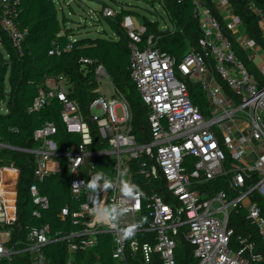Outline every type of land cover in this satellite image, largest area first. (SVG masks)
Listing matches in <instances>:
<instances>
[{
	"label": "built area",
	"instance_id": "2783aa9c",
	"mask_svg": "<svg viewBox=\"0 0 264 264\" xmlns=\"http://www.w3.org/2000/svg\"><path fill=\"white\" fill-rule=\"evenodd\" d=\"M191 1L201 30L200 50H190L180 60L160 52L150 36L140 48L144 26L135 25L129 16L121 22L129 38V76L149 110L147 142L136 141L128 101L101 64L93 68L96 96L87 106V115L68 97L63 76L54 78L47 90H39L32 108L41 109L56 99L67 131L81 137L76 149L59 151L49 138L55 128L46 123L33 133L38 147L29 150L34 156L33 176L39 181L60 171L59 159L65 160L69 202L55 213L58 222L53 230L44 223L21 233L16 207L20 170L12 164L0 165V264L24 262V258L25 264H53L45 252L52 243L63 244L62 264H176L179 239L191 246L197 264H264V64L259 68L260 84L236 58L217 16L242 50L255 52L259 45L245 34L227 0H208L213 8L205 0ZM18 2L0 0V26L21 55L24 33L12 18ZM248 7L264 21L252 3ZM102 14L114 15L109 7ZM103 81L111 85L110 97L101 89ZM188 83L203 91L204 112L190 100ZM93 109L100 110L101 116ZM93 140L104 147L88 149ZM95 156L113 161L112 187L99 191L98 200L106 207L123 201L121 225L138 224L130 240L96 224L90 213L94 203H89L86 189L72 187L94 174ZM135 173L145 185L150 180L157 183L158 190L151 188L145 195L136 190ZM217 179L226 190H216ZM125 186L135 189H130L129 198H124ZM28 190L36 205L32 215L39 218L40 211L48 209V198L35 183ZM240 211L244 219L241 232L236 233L230 216ZM99 236L107 237L100 245V251L107 253L104 263Z\"/></svg>",
	"mask_w": 264,
	"mask_h": 264
},
{
	"label": "trees",
	"instance_id": "16d2710c",
	"mask_svg": "<svg viewBox=\"0 0 264 264\" xmlns=\"http://www.w3.org/2000/svg\"><path fill=\"white\" fill-rule=\"evenodd\" d=\"M205 1L207 6L213 8L208 0ZM227 1L233 13L242 21L245 34L264 49V38L258 23L259 16L248 7L252 3L260 12V17L264 18V0ZM158 2L166 20L163 17L159 20L140 17V24L145 28L141 34L140 48L150 36L154 46L160 52L174 56L177 60H180L190 50L199 51L198 39L201 37V30L192 15V1L158 0ZM101 4L97 22L106 21L111 34L102 29V34L99 36L88 37L80 34L82 29L85 30V26L75 28V31L66 25L68 18L64 13L58 15L54 0H19L12 18L15 27L24 33L21 55L15 50L7 33L0 26V102L4 105L3 111H0V145H2L0 165L12 164L20 170L16 207L21 233L27 228L44 223H49L53 230L55 223L58 222L55 213L69 202L70 176L63 158L59 159L60 171L41 181L33 176L34 156L29 150L39 145L38 141L33 139L34 131L46 123L52 124L55 132L49 138L56 143L59 151L74 150L81 143L79 134L67 131L60 117L61 103L56 99L50 100L41 109L32 108L39 90H47V79L63 76L68 86V97L77 103L84 115H87V106L96 96L93 93L95 88L93 68L101 64L111 77L113 84L128 101L132 114V133L136 141L144 143L149 140L147 122L149 110L142 102L129 76V38L126 29L121 25L125 17H139V14L132 8V5L120 4L115 9L116 14L106 16L102 12L108 4L105 2ZM213 11L217 15V12ZM217 17L231 41L236 58L249 74H252L255 80L262 84V77L254 61L249 59L246 52L238 46L234 35L225 29V22L219 16ZM82 58L90 62L84 64L80 61ZM188 94L192 103L204 112L206 103L201 88L197 84L188 83ZM90 127L94 135V126L90 124ZM103 147L104 144L96 140L87 146L90 150H100ZM92 163L93 173L103 172L108 180H111L113 161L110 157L95 156ZM132 165L134 166V163ZM134 175V187L142 194H147L151 188L158 190L157 183L150 180L148 185H145L138 177V173ZM32 183L36 184L39 192L45 195L49 202L48 209L40 211L39 218L32 215L36 207L28 190ZM214 185L216 190H226L221 179H217ZM241 219H244L243 211L230 216V226L236 229V233L241 232ZM256 240L259 242V239ZM98 242L99 256L104 263L105 257L107 260V253L100 251V245L107 242V237L99 236ZM52 250H57L56 254L52 252L50 254ZM62 250L63 244L52 243L45 247L47 257L53 264H62L64 259ZM174 258L176 264L198 263L192 254L191 246L182 239L177 242ZM13 264H25V258L24 262L16 260Z\"/></svg>",
	"mask_w": 264,
	"mask_h": 264
},
{
	"label": "rangeland",
	"instance_id": "374dc122",
	"mask_svg": "<svg viewBox=\"0 0 264 264\" xmlns=\"http://www.w3.org/2000/svg\"><path fill=\"white\" fill-rule=\"evenodd\" d=\"M54 2L58 10V15L64 13L68 18L66 25L73 28L75 31V28L85 26V30L82 29L80 34L88 37L99 36L102 34V29L108 34H111L106 21L97 22V14L101 10L102 2L107 3L114 14H116L115 9H117L120 4L132 5V8L139 14V17H131L133 23L137 26L140 25V17H146L148 20H159L160 17H163L166 20V16L158 0H54ZM161 24L163 25V23ZM254 60L256 63H260V58H255ZM100 86L106 97L112 95V88L109 82L103 81ZM3 109L4 105L0 102V111H3ZM93 112L101 116L100 110L93 109ZM116 114L118 117L121 116L119 108L116 109Z\"/></svg>",
	"mask_w": 264,
	"mask_h": 264
},
{
	"label": "clouds",
	"instance_id": "9594fccd",
	"mask_svg": "<svg viewBox=\"0 0 264 264\" xmlns=\"http://www.w3.org/2000/svg\"><path fill=\"white\" fill-rule=\"evenodd\" d=\"M72 187L74 190L80 188L86 189V194L90 204L94 203L91 207L90 213L96 224L105 225L109 230H115L119 233V237L122 240H130L134 237L138 224L133 223L127 226L121 225V218L124 216L125 209L123 201L121 204H115L110 207L102 205L98 200V193L101 190H107L112 187L111 182L105 176L103 172H97L90 175L83 184L73 183ZM131 186H125L123 189L124 198L131 196Z\"/></svg>",
	"mask_w": 264,
	"mask_h": 264
},
{
	"label": "crops",
	"instance_id": "0c3cea01",
	"mask_svg": "<svg viewBox=\"0 0 264 264\" xmlns=\"http://www.w3.org/2000/svg\"><path fill=\"white\" fill-rule=\"evenodd\" d=\"M258 23H259V27H260L261 31L264 32V21H259ZM246 54H247V56H248L249 59H251L252 61H254V63L258 67L257 69L259 70L260 66L262 64H264V49L261 47V45H259V47L256 49L255 52L254 51H247ZM255 58H260V63H256L255 60H254ZM251 76L253 77L252 74H251ZM253 79L255 80L254 77H253ZM261 81H262V84H263V80L262 79H261ZM257 82L259 83L260 81H257ZM46 83H47V85H52L53 84V79H47L46 80Z\"/></svg>",
	"mask_w": 264,
	"mask_h": 264
},
{
	"label": "water",
	"instance_id": "95a60500",
	"mask_svg": "<svg viewBox=\"0 0 264 264\" xmlns=\"http://www.w3.org/2000/svg\"><path fill=\"white\" fill-rule=\"evenodd\" d=\"M6 148H9L8 146H6ZM11 149H13V148H11Z\"/></svg>",
	"mask_w": 264,
	"mask_h": 264
}]
</instances>
